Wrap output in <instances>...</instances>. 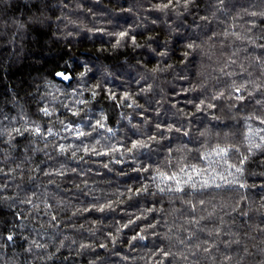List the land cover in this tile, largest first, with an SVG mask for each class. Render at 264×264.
I'll return each mask as SVG.
<instances>
[{
  "label": "clouds",
  "instance_id": "1",
  "mask_svg": "<svg viewBox=\"0 0 264 264\" xmlns=\"http://www.w3.org/2000/svg\"><path fill=\"white\" fill-rule=\"evenodd\" d=\"M0 264H264V0H0Z\"/></svg>",
  "mask_w": 264,
  "mask_h": 264
}]
</instances>
